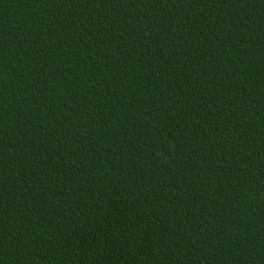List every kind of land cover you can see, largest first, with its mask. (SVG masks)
<instances>
[{
  "label": "trees",
  "instance_id": "1",
  "mask_svg": "<svg viewBox=\"0 0 264 264\" xmlns=\"http://www.w3.org/2000/svg\"><path fill=\"white\" fill-rule=\"evenodd\" d=\"M0 264H264V0H0Z\"/></svg>",
  "mask_w": 264,
  "mask_h": 264
}]
</instances>
